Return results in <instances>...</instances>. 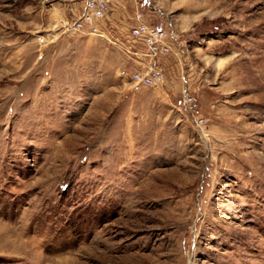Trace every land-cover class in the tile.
<instances>
[{
  "label": "rangeland",
  "instance_id": "obj_1",
  "mask_svg": "<svg viewBox=\"0 0 264 264\" xmlns=\"http://www.w3.org/2000/svg\"><path fill=\"white\" fill-rule=\"evenodd\" d=\"M85 1L0 0V264H264V0H112L106 38Z\"/></svg>",
  "mask_w": 264,
  "mask_h": 264
},
{
  "label": "built area",
  "instance_id": "obj_2",
  "mask_svg": "<svg viewBox=\"0 0 264 264\" xmlns=\"http://www.w3.org/2000/svg\"><path fill=\"white\" fill-rule=\"evenodd\" d=\"M131 1L139 6V0ZM111 2L112 0H86L77 15L66 23L65 30L106 38L105 18L111 9ZM175 35L171 26L164 28L149 24L142 11L137 8L127 36L129 45L125 50L145 65L134 69L131 76L133 82L142 86H154L162 81L160 60L169 55ZM43 40L44 38L40 39L41 42ZM184 99L191 101V98Z\"/></svg>",
  "mask_w": 264,
  "mask_h": 264
}]
</instances>
